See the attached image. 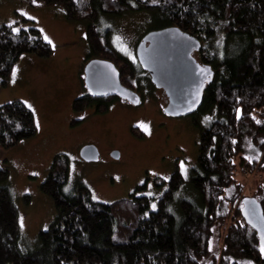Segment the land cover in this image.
<instances>
[{
    "label": "trees",
    "instance_id": "trees-1",
    "mask_svg": "<svg viewBox=\"0 0 264 264\" xmlns=\"http://www.w3.org/2000/svg\"><path fill=\"white\" fill-rule=\"evenodd\" d=\"M21 1L61 7L68 22H87V62L102 58L114 63L131 89L146 72L112 47L111 33L97 28L101 16L148 11L161 17L164 25L156 31L177 27L200 40L199 61L211 65L215 76L191 115L199 130L197 164L188 178L176 165L169 180L155 179L154 186L167 188L154 210L155 199L141 195L149 180L111 204L95 201L83 182L67 193L70 161L60 154L40 187L53 200L56 217L34 243L28 242L7 184L9 169L0 168V264H264L258 234L241 214L243 183L236 178L241 168L264 171V0ZM53 52L35 22L24 16L18 15L15 25L0 26L2 87L22 55L48 59ZM115 101L85 95L73 109L104 114ZM37 131L35 114L23 101L0 105L2 149ZM138 131L133 128L137 137H145ZM250 145L257 157L248 151ZM181 190L186 199H177ZM254 192L264 211V184Z\"/></svg>",
    "mask_w": 264,
    "mask_h": 264
},
{
    "label": "rangeland",
    "instance_id": "rangeland-1",
    "mask_svg": "<svg viewBox=\"0 0 264 264\" xmlns=\"http://www.w3.org/2000/svg\"><path fill=\"white\" fill-rule=\"evenodd\" d=\"M18 15L35 22L42 37H47L45 40L51 41L49 43L54 48L48 59L25 54L36 59L21 57L18 63L24 61L21 69L13 68V73H17L15 80L19 81L14 88L17 94L13 100H21L31 108L38 131L33 138L13 148L0 147V168L9 169L7 184L19 209L20 225L23 223L21 233L25 240L34 243L56 217L53 200L41 192L40 187L53 160L60 154L66 155L70 161L67 193L74 190L77 182H83L95 201L111 204L128 198L138 186L149 180L148 188L141 195L155 199L152 209H156V199L167 187L154 186L155 179L169 180L176 165L188 178L197 164L199 130L195 128L193 118L163 113L167 99L161 89L152 87L148 80H140L138 85V82L134 83L142 96L140 105L115 101L104 114H95L93 108L77 114L73 109L74 101L88 93L84 84V69L90 54L86 38L88 23L68 22L61 7L0 0V26L15 25ZM163 23L161 17L139 11L121 16H101L97 28L102 32L108 30L112 47L127 60L137 62L139 42ZM194 57L199 61L200 54L195 53ZM2 91L0 105L6 103L10 90ZM74 122L79 124L73 126ZM133 128L144 133L145 137H137ZM87 145L98 149V161H85L81 157L80 150ZM248 149L253 158L258 156L259 152L252 145ZM117 151L121 154L119 159L112 155ZM236 178L243 183L241 202L246 197H253L257 186L264 184V171L241 168ZM177 199H186L182 190ZM235 211L236 206L227 224Z\"/></svg>",
    "mask_w": 264,
    "mask_h": 264
},
{
    "label": "water",
    "instance_id": "water-1",
    "mask_svg": "<svg viewBox=\"0 0 264 264\" xmlns=\"http://www.w3.org/2000/svg\"><path fill=\"white\" fill-rule=\"evenodd\" d=\"M202 44L196 37L177 27H167L146 34L136 49L140 65L149 73L152 83L163 89L169 104L164 112L174 117L191 116L203 103L204 92L215 76L211 65H201L194 57ZM84 82L93 96L119 97L134 105L140 97L120 81V72L114 63L93 59L84 69ZM85 161H98L95 146H84L80 151ZM119 159L121 154L114 152ZM241 214L245 222L258 234L260 246L264 244V211L261 203L253 197L242 201ZM261 253V251H260ZM264 258V253H261Z\"/></svg>",
    "mask_w": 264,
    "mask_h": 264
},
{
    "label": "flooded vegetation",
    "instance_id": "flooded-vegetation-1",
    "mask_svg": "<svg viewBox=\"0 0 264 264\" xmlns=\"http://www.w3.org/2000/svg\"><path fill=\"white\" fill-rule=\"evenodd\" d=\"M143 39V38H142ZM141 42V41H140ZM139 42V43H140ZM197 53H199V52H197ZM96 59H100V58H96ZM136 61H137V63L140 65V63H139V60L138 59H136ZM89 62V61H88ZM88 62H87V64H88ZM201 63V62H200ZM202 64V63H201ZM203 65V64H202ZM141 66V65H140ZM142 67V66H141ZM118 69V68H117ZM142 69L146 72V73H140V77H141V79H139V81H138V83H137V85L139 84V83H141V81L140 80H149L150 81V83L153 85L152 87H155V85L152 83V81H151V77H150V75H149V73L142 67ZM119 70V69H118ZM119 72H120V70H119ZM84 79H85V73H84ZM120 81H121V73H120ZM121 83H122V81H121ZM84 84H85V82H84ZM122 85L124 86V87H126L123 83H122ZM85 86H86V84H85ZM86 88H87V86H86ZM126 88H128V89H131V88H129V87H126ZM136 88V87H135ZM156 88V87H155ZM131 90H133L134 92H136L137 93V95L140 97V103L142 102V96H141V93H140V90L139 91H137L136 89H131ZM87 91H88V93H87V95L88 96H91V97H94V98H117V101H122V102H124V103H130V104H132L130 101H128V100H125V99H122V98H119V97H96V96H93L92 94H91V92L88 90V88H87ZM160 91H162V95H164L165 97H166V99H167V103H166V105H165V107L163 108V113H165L164 112V110H165V108L168 106V104H169V100H168V97H167V95H166V93H165V91L163 90V89H161ZM140 105V104H139ZM94 109V108H93ZM166 114V113H165ZM166 115H168V114H166ZM168 116H170V115H168ZM81 151V150H80Z\"/></svg>",
    "mask_w": 264,
    "mask_h": 264
},
{
    "label": "crops",
    "instance_id": "crops-1",
    "mask_svg": "<svg viewBox=\"0 0 264 264\" xmlns=\"http://www.w3.org/2000/svg\"><path fill=\"white\" fill-rule=\"evenodd\" d=\"M29 56L31 57L30 59H36V57L31 56V55H23V56H21V57H22V58H27V59H28ZM20 59H21V58H20ZM39 60H40V59H39ZM19 61H20V60H19ZM36 61H37V60H36ZM23 62H24V61H23ZM23 62H21L20 64H18V63H19V62H18V63H17L18 65L16 64L17 66H15V67H16L15 70L18 69V68H19V70H20L21 67L23 66V65H22ZM41 63H46V62L41 61ZM19 70H18V71H19ZM18 71H17V72H18ZM14 72H15V71H14ZM12 74H13V71H12V73H11V77H10L9 83H8V86H7L6 88H3V87L0 85V91H1V92H4V91H2V90H6V89H7V90H10V91H9V94L6 95V97H7L6 100H7V101H9V100H13V98H14V97L16 96V94H17L16 92H14V88L17 86V84H18L19 81H18V80H15V76H16L17 73H16V74H13V77H12ZM7 101H6V102H7Z\"/></svg>",
    "mask_w": 264,
    "mask_h": 264
},
{
    "label": "snow or ice",
    "instance_id": "snow-or-ice-1",
    "mask_svg": "<svg viewBox=\"0 0 264 264\" xmlns=\"http://www.w3.org/2000/svg\"><path fill=\"white\" fill-rule=\"evenodd\" d=\"M36 2V0H33V3H35ZM154 2H155V0H154ZM15 31H18V29H14ZM45 39H47V37H45ZM50 43H51V41H49ZM13 74H15V73H13ZM153 207H155L154 205H153ZM21 226H23V223L21 222ZM262 240H264V236H262ZM260 251H261V253H264V244H261V246H260Z\"/></svg>",
    "mask_w": 264,
    "mask_h": 264
}]
</instances>
